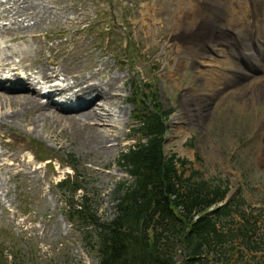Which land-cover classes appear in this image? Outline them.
<instances>
[{"label": "rangeland", "instance_id": "rangeland-1", "mask_svg": "<svg viewBox=\"0 0 264 264\" xmlns=\"http://www.w3.org/2000/svg\"><path fill=\"white\" fill-rule=\"evenodd\" d=\"M36 1L41 8L34 27L10 29L0 36V46L6 48L1 49L0 65L13 60L28 61L25 66L33 70L51 65L60 69L67 82L73 83L75 77H94L104 91L108 79L114 85L113 92L98 103L117 99L110 103L112 110L123 113L121 118L116 112L111 121L96 123V131L79 123L80 116L75 113L73 117L69 109L43 103L47 106L38 108L40 111L21 110L19 104L31 98L21 89L14 91L15 96L0 85V264H99L85 239L86 228L79 227L65 213L73 194L57 183L68 174L73 179L72 168L76 167L88 189L98 193L100 216H114L115 186L120 180H132L118 159L123 148L136 142V136L128 139L132 135L129 129L135 114L143 109L141 98L145 96L159 105L158 113L172 111L165 150L167 155L188 159L185 166H180L186 175L199 170L205 179L214 178L224 184L229 180L232 193L245 196L250 204L244 210L250 211L251 206L256 207L254 212L264 209V78L248 88L229 89L228 74L217 66L228 68L227 48L217 46L223 55L213 51L198 59L186 42L179 36L175 39L174 30H181L177 27L181 15L185 16L190 6L195 9V2ZM201 2L208 5L202 12H213L209 34L235 25V18L246 19L241 12L250 13L249 6L259 4L264 12V0H228L217 12L211 1ZM155 8L163 14H152ZM194 28L189 38L196 42L211 39L212 35L203 33L199 26ZM249 30L254 31L251 27ZM15 39L19 41L9 42ZM10 47L24 48L19 52L22 55L6 56V52L11 54ZM199 63L213 65V72ZM186 87L192 91L186 92ZM119 88L120 95L116 96ZM194 90L203 92L202 107L193 97L199 117L191 100ZM100 133L110 139L106 147L95 140ZM82 195L79 190L75 198ZM259 230L264 231V224ZM178 259L183 260V253ZM248 259L250 264L263 260L260 254H249Z\"/></svg>", "mask_w": 264, "mask_h": 264}, {"label": "trees", "instance_id": "trees-1", "mask_svg": "<svg viewBox=\"0 0 264 264\" xmlns=\"http://www.w3.org/2000/svg\"><path fill=\"white\" fill-rule=\"evenodd\" d=\"M144 126L147 141L121 152L119 165L133 179L116 185L112 218L100 216L98 193L82 176L59 185L73 194L67 214L86 228L99 264H250L246 254H264V210L245 211L243 197L219 206L227 192L220 183L198 179L197 170L186 177V161L166 154L162 117L148 110Z\"/></svg>", "mask_w": 264, "mask_h": 264}, {"label": "bare ground", "instance_id": "bare-ground-1", "mask_svg": "<svg viewBox=\"0 0 264 264\" xmlns=\"http://www.w3.org/2000/svg\"><path fill=\"white\" fill-rule=\"evenodd\" d=\"M32 1H35V0H21V3H23L24 5L26 4L27 6H31V5H33ZM201 1L202 0H192V2H197V3L201 2ZM209 1H211L210 5L212 6V9H215V6L216 7H220V5L224 8L228 4V0H209ZM251 1L259 2V0H251ZM6 3H7V0H6ZM6 3H4V4L7 5ZM156 8L154 9V12L156 11ZM184 10H185V8H184ZM189 10L191 11V13L185 11L187 13L185 14V12H184L185 16L181 15L180 20H179V23H181V25H182L181 29H184L186 31L185 34L186 35H187V33L190 34V35L193 34L192 31L195 29L194 27L195 26H199V28L203 31V33H206V35H208V36L212 35V36H210L211 39H209V41L205 42L202 45H199L197 48H195L193 46V43H197L194 40L195 38H193V39L189 38V40H188V42L186 44L189 47V50H190V52L193 55L204 54V51H205V53H209L212 50L220 51V48L216 49L217 48L216 45H219L220 42L222 40H225V38H227V37H228V39H231V40L228 41V43H232V42H237L238 43V41L240 40L241 45L246 47L249 50L250 54L252 56H254V57L256 55L255 52L260 47H261V49H262V47L264 49V23L259 25V26H256L254 32H257L258 34L255 37L252 36V31L251 30H247L248 34L244 38L241 35H237L236 37L232 38V36L230 35L229 28H228L227 31L226 30H221L219 28V32H217V34L216 33L209 34L211 32V30H212V25H213L210 22V19L212 17H214V16H212L213 12H208V13L202 12V10H204V9L197 10L196 8L194 9L191 6H190ZM5 11H6L7 14H12V13L18 14V13L21 12L19 5L18 6H14V7L12 6L9 11L8 10H5ZM190 14H191L190 19H188V16ZM29 16H32V14H30ZM191 17H194V18H191ZM201 23H204V24H201ZM232 23L235 24V22H232ZM184 24H186V25L184 26ZM200 29H199V31H200ZM254 32H253V34H254ZM214 34H216V36H214ZM248 35H250V38L248 37ZM218 38H220V39L215 41V42H212V40H216ZM205 48H208V50L207 49L205 50ZM199 51H200V53H199ZM211 56H212V54H211ZM10 58H9V60H10ZM0 59H2V58H0ZM26 62H28V61H26ZM37 68H39V67H37ZM40 69H41L40 73L44 74V75H47L49 73V70H53V69H51V67H47V66H45L43 69L42 68H40ZM53 71L55 72V77L56 78L59 77L58 74H56V69H54ZM101 71L102 70H100L99 72H101ZM58 73H60V69H59ZM240 75H241V73H240ZM250 76H251L250 74L247 75V76H237V75H235V77L239 78V80H242V83L236 89L240 90L241 88H244V87L248 88L252 84H254L255 81H260V79H262V77L264 78V74H262V75H254L250 79L251 81L244 82L245 79H247ZM75 78H74V82L72 84H70V85L67 84V88L66 89L69 91L68 92L69 96L70 97H74L76 99V101H78V102L80 100H86L87 101L85 104H84V102H82V104L78 105V109L75 110L76 113H77V116H80L77 119L79 121V123H82L83 125H85L87 127L94 128L96 131H99V127H98V125L96 123H98V122H102L103 123V122H106V121H108V122L111 121V119L116 117L115 116L116 112L118 113L117 117L121 118V114L123 113V111L122 110H117V111L115 110L116 112H114L113 111L114 109L112 110V107L110 105V103H114V101L117 100V99H107V100L103 101L101 104L98 103L99 100L100 99L102 100L107 94H112L113 89H114V85H113L112 81L107 79V83L105 84V89L106 90L104 91V89L101 88L102 86L99 85V83H96V78H94V77L93 78H91V77H88V78L75 77ZM57 79L62 81V79H60V78H57ZM63 80L65 82H67V78H64ZM244 83H246V84H244ZM261 88H262V91L264 92V84H262ZM117 90L118 91H116L114 93L116 96L120 95V93H119L120 91L119 90H121V89L119 88ZM202 93L203 92L198 91V90H194V93H193L194 97H197V99L199 100L197 105L200 106V107H202V102H204L203 99H202ZM116 96H114V97H116ZM24 100L25 101L22 104H19L21 110L32 109V108H34V110H37L38 108H45L47 106V105H44L43 103H40L39 99H37V98H31V99L24 98ZM15 102L16 101H13V103H15ZM46 104H51L54 107H58L57 104H55L54 102H51V101H48ZM42 114L45 115L46 113H41V115ZM16 115H19L18 111L16 112ZM48 116H54V115L50 114ZM112 121H114V120H112ZM113 124H109V127L115 128L114 127L115 125H113ZM105 125L106 124H104V126ZM95 140H96L97 144L100 147H106L107 142L110 141V139L107 136H105L103 133H100V136L97 135Z\"/></svg>", "mask_w": 264, "mask_h": 264}]
</instances>
